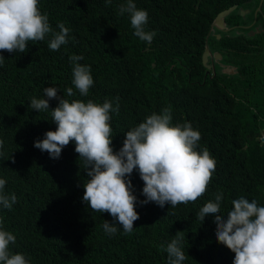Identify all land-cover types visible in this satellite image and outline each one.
Masks as SVG:
<instances>
[{"label": "trees", "instance_id": "1", "mask_svg": "<svg viewBox=\"0 0 264 264\" xmlns=\"http://www.w3.org/2000/svg\"><path fill=\"white\" fill-rule=\"evenodd\" d=\"M125 3L39 0L55 31L61 22L70 29L69 42L52 51L49 36L30 42L24 53L0 50L5 58L0 64V179L6 180L3 194L14 193L18 201L11 210L0 205L2 229L16 236L10 251L23 254L29 264H169L165 249L184 232V264H233L235 253L217 241L214 216L202 222L196 213L217 192L224 195L222 215L241 196L264 206V17L251 36H208V42L227 48L225 60L237 65L234 73L209 77L201 54L219 10L233 3L255 7L259 0H134L148 12L145 31L155 33L151 43L134 34L129 14H119ZM227 18L242 21L238 11ZM74 54L91 67L94 85L87 97L72 84L69 57ZM46 87H56L58 96L69 100L118 103L119 114L111 113L110 121L115 151L127 131L164 108L171 110L173 126L190 122L201 133L197 151L206 147L216 160L206 193L175 208L142 205L144 182L134 171L130 178L140 218L130 234L119 225L114 236L106 234L104 221L117 222L83 202L88 177L75 143L58 159L34 147L47 131L56 130L51 109L57 99L49 101L48 111L29 107L32 98H46ZM68 87L75 96L66 95Z\"/></svg>", "mask_w": 264, "mask_h": 264}, {"label": "clouds", "instance_id": "2", "mask_svg": "<svg viewBox=\"0 0 264 264\" xmlns=\"http://www.w3.org/2000/svg\"><path fill=\"white\" fill-rule=\"evenodd\" d=\"M106 3L110 4L111 0ZM38 5L39 0H0V50L24 53L30 42L44 41L49 36L48 48L52 51L69 42L70 29L61 22L57 25L59 31H55ZM125 13L130 16L134 34L151 43L155 33L145 31L148 12L138 9L134 0H126L119 7V14ZM4 59L0 55V64ZM69 59L73 64L72 84L81 96L87 97L94 85L91 67L79 63L84 59L81 55L74 54ZM43 91L46 98H32L29 107L38 112L48 111L49 101L57 99L58 106L51 109L56 130L47 131L34 147L58 159L64 147L75 143V152L83 161L88 177L83 184V202L94 212L110 214L117 222L104 221L106 234L114 236L119 230L116 225L124 234H130L134 222L140 218L136 211L138 198L130 178L134 171L144 182L145 199L139 201L142 205L154 202L160 207L170 204L175 208L195 202L206 193L216 160L206 147L197 151L201 133L190 122L172 125L170 109L152 113L127 131L122 147L115 151L110 121L111 113L119 114L118 103L114 107L108 100L103 103L91 99L69 100L58 96L56 87H46ZM66 95L73 97L76 93L68 87ZM5 184L6 180L0 179V205L11 210L18 202L17 196L3 194ZM214 195V201L202 206L196 217L204 222L208 215L214 216L217 241L235 253L233 264H264V206L241 196L232 200V208L222 215L223 192ZM183 240L184 232H177L167 245L169 264H184L187 259ZM15 242L16 236L0 225V264H29L23 254L11 253L9 246Z\"/></svg>", "mask_w": 264, "mask_h": 264}, {"label": "flooded vegetation", "instance_id": "3", "mask_svg": "<svg viewBox=\"0 0 264 264\" xmlns=\"http://www.w3.org/2000/svg\"><path fill=\"white\" fill-rule=\"evenodd\" d=\"M262 4V3H261ZM258 4L253 7V6H246L248 7V11H246L243 15H241V19L242 21H236V22H231V21H227L228 18L227 16L225 17V22L227 23V29H212L215 33V31H217L216 33H219V36H216V33H210L209 35L213 34L215 36L216 39H219L223 34L229 35V36H233V35H237V34H245V35H253L255 32L260 31V24H262L261 22V17H264V10L261 9V5L259 8H257ZM213 20V19H212ZM211 24V23H210ZM210 28V27H209ZM252 32V33H251ZM208 32L205 36V42H208V38H207ZM210 49L212 50L213 55L208 57V64L209 66H205V74L209 75V77H216V76H221L223 73L226 74L228 72L225 71V67H223V65L221 64L224 63L226 64V66H232L234 65L233 68V72H235L237 65L233 64V63H229L228 61H226V56L228 53L227 48L221 47L220 45H213L212 43H210V41L208 42ZM241 51H244L241 49ZM215 52H218L220 55L219 57L215 56Z\"/></svg>", "mask_w": 264, "mask_h": 264}, {"label": "water", "instance_id": "4", "mask_svg": "<svg viewBox=\"0 0 264 264\" xmlns=\"http://www.w3.org/2000/svg\"><path fill=\"white\" fill-rule=\"evenodd\" d=\"M263 2V0H259V3H258V6L257 8L260 7L261 3ZM232 11H238L240 15H243L246 11H248L247 8L241 6V5H238L237 3H233L221 10H219L216 15L214 16L213 20L211 21V24H210V28H209V31H208V35H207V38L209 36L210 33H214V31L212 29H227L228 25L227 23L225 22V17L230 14ZM217 31H215L216 33ZM214 33V34H215ZM252 33V32H251ZM216 36H219V33H216ZM212 56L213 53H212V50L210 49L209 47V44L208 42L206 41L205 44H204V49L202 51V63L204 66H209L208 64V57L209 56ZM219 53L218 52H215V56L216 57H219ZM221 64L223 65V67H225V71L228 72V73H232L234 70V65L232 66H226V64L222 63ZM262 133L264 134V129H262ZM263 140H264V135L261 137Z\"/></svg>", "mask_w": 264, "mask_h": 264}]
</instances>
